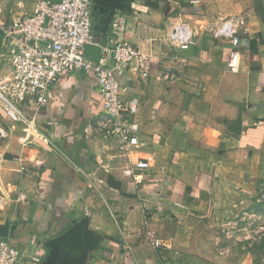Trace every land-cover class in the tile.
I'll list each match as a JSON object with an SVG mask.
<instances>
[{"label": "crops", "instance_id": "1", "mask_svg": "<svg viewBox=\"0 0 264 264\" xmlns=\"http://www.w3.org/2000/svg\"><path fill=\"white\" fill-rule=\"evenodd\" d=\"M38 1L0 0L2 16L32 13ZM237 14L250 30L239 37L237 72L227 40L198 31L189 47L170 45L177 22ZM92 31V60L111 39L151 58L149 77L120 79L124 99L139 100L142 145L132 156L151 167L140 184L124 176L126 158L96 129L94 74L61 76L50 103L25 108L32 124L9 121L0 151V239L22 251V264H161L154 242L167 245L177 218L203 198L225 208L252 196L264 177V0H92ZM1 38L0 75H9Z\"/></svg>", "mask_w": 264, "mask_h": 264}, {"label": "built area", "instance_id": "2", "mask_svg": "<svg viewBox=\"0 0 264 264\" xmlns=\"http://www.w3.org/2000/svg\"><path fill=\"white\" fill-rule=\"evenodd\" d=\"M2 15L0 6L1 50L12 66L9 75H0V106L7 115L32 124L25 108H41L50 103L53 87L61 76L92 72L103 106L96 129L104 139H112L126 158L124 176L135 184L142 183L151 165L147 159L132 156L142 145L141 125L136 117L139 100L124 99L120 79L129 71L142 78L149 77L150 56L139 45L111 39L110 45L97 44L100 54L95 60L89 58L86 48L95 43L92 0H39L32 13L11 21ZM248 24L245 14L204 18L196 26L180 21L169 31L168 40L174 49L192 45L198 31L216 40H227L231 44L229 69L237 72L240 67L238 41L241 35L249 34ZM115 28L124 29L125 22L117 21ZM35 164L41 165L42 161ZM34 170L35 166L29 169L21 164V171L27 174ZM4 201L0 193V208ZM147 209H143L146 223ZM154 245L163 246L159 240ZM0 264H22V251L7 238L0 239Z\"/></svg>", "mask_w": 264, "mask_h": 264}, {"label": "rangeland", "instance_id": "3", "mask_svg": "<svg viewBox=\"0 0 264 264\" xmlns=\"http://www.w3.org/2000/svg\"><path fill=\"white\" fill-rule=\"evenodd\" d=\"M9 118L0 106V151L12 122L23 124ZM163 238L161 264H264V177L252 196L225 208L199 200Z\"/></svg>", "mask_w": 264, "mask_h": 264}]
</instances>
